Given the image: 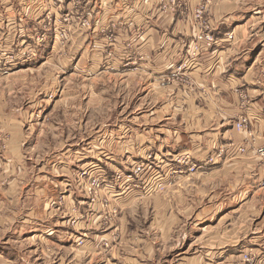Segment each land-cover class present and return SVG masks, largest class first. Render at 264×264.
I'll list each match as a JSON object with an SVG mask.
<instances>
[{"label": "rangeland", "instance_id": "374dc122", "mask_svg": "<svg viewBox=\"0 0 264 264\" xmlns=\"http://www.w3.org/2000/svg\"><path fill=\"white\" fill-rule=\"evenodd\" d=\"M100 1L0 0V111L20 116L26 145L44 161L64 153L84 161L86 151L106 147L107 139L114 145L118 129L131 127L134 117L160 107L161 97L168 96L167 90L147 87L142 83L145 76L133 72L132 29L121 33L124 26L132 25L118 24L111 4ZM166 1L174 6L178 2ZM247 1L255 4L262 0ZM208 3L204 0L196 6L205 13ZM197 8L195 23L200 21ZM205 32L196 34L193 51L201 42L198 36ZM238 95L246 110L247 93L238 90ZM181 157H175L182 166L176 170L190 177L171 182L150 181V177L139 180L144 171L142 161L129 171L113 167L108 172L111 179L96 165L83 191L91 203L89 216L94 227L70 239L75 255H80L76 261L119 264L112 260L116 259L126 264H153V256L157 264H264V244H260L264 202L254 200L249 210L241 206L229 217L220 216L238 201L218 200L207 179L193 183L188 178L198 169L186 170L190 163L179 162ZM82 166H74L80 178L87 175ZM128 176L135 180L126 182ZM117 191L134 194L118 204L113 198ZM77 212L72 226L90 218ZM98 213L100 220H96ZM5 237L9 243L0 239V254L8 264H58L63 257L74 263L67 250H60L45 235L31 242L23 234ZM211 244H235L234 254L239 257L209 263ZM198 257L201 262L194 263Z\"/></svg>", "mask_w": 264, "mask_h": 264}, {"label": "crops", "instance_id": "0c3cea01", "mask_svg": "<svg viewBox=\"0 0 264 264\" xmlns=\"http://www.w3.org/2000/svg\"><path fill=\"white\" fill-rule=\"evenodd\" d=\"M188 1L178 0L175 6L166 0L100 1L111 4L118 14V24L132 25V28L124 26L121 33L132 29L133 72L145 76L142 83L147 87L168 91L167 97H161L160 107L134 117L131 127L116 129L114 145H109L107 139L106 147L86 151L84 161L71 159L65 153L44 161L26 145L20 116L12 111H0L2 242L9 243L6 235L23 234L28 242L41 240L45 235L60 250L69 252L73 264H82L76 261L80 255L76 256L70 239L94 227L89 216L91 203L83 191L98 164L111 179L108 172L113 167L129 171L142 161L144 171L139 180L150 177V181L171 182L190 177L176 170L182 167L176 156L189 155L201 162L222 149L214 163H205L188 179L198 184L207 179L218 200L238 201L228 205L231 207L221 213L223 217L241 206L249 210L251 201L264 202V164L255 153L257 147L264 146V0L255 4L247 0H208L210 3L199 23H195L193 12L196 4L204 0ZM200 30L208 31L214 41L211 46L201 41L193 51ZM238 90L247 93L246 110ZM245 112L253 121L250 132L237 131L233 125ZM78 163H82L81 168L87 174L83 178L74 168ZM129 180L135 179L125 178L126 182ZM130 194L117 191L113 198L122 204ZM186 204L188 207V201ZM77 209L90 218L80 219L78 225L72 226V219L75 221L79 216ZM98 214L96 220H100ZM262 239L260 244H264ZM214 245L208 251L213 254L209 263H217L222 257H239L234 254L235 244ZM199 253L203 258L202 250ZM152 258L153 264H157L158 259ZM201 258H196L194 263H200ZM64 261L58 264L71 262ZM8 262L0 254V264Z\"/></svg>", "mask_w": 264, "mask_h": 264}, {"label": "built area", "instance_id": "2783aa9c", "mask_svg": "<svg viewBox=\"0 0 264 264\" xmlns=\"http://www.w3.org/2000/svg\"><path fill=\"white\" fill-rule=\"evenodd\" d=\"M197 10H198L197 17L199 16V18H200L201 15L203 14L202 9L198 7ZM228 37H231V34H229ZM198 38L200 39V41H203L206 46H211L213 41H214L212 35L210 33H208V31H206L205 33H202L201 35H199ZM195 47L199 48V46H197V45ZM250 117L251 116L249 114L244 115V116H240V118L237 119V121L234 123V128L237 131H240V132L246 131L248 124H251V118ZM240 150L244 151V148L240 147ZM255 152L258 155L259 160L261 161V163L264 164V146L257 147ZM221 154H222V149L221 150L219 149L215 153V155H212V156L210 155V156H208L206 158L207 159V163L205 162L206 159L204 161H201V162H191V160H190L191 157L189 155H185L184 157L179 158L178 161L182 162V163H186V164L190 163V165L188 166V168L186 170L194 171V170L199 169L205 163L206 164L214 163L215 157H220ZM134 168H135V166H134ZM139 169H140V166L136 167V169H134V171L137 172V170H139Z\"/></svg>", "mask_w": 264, "mask_h": 264}]
</instances>
